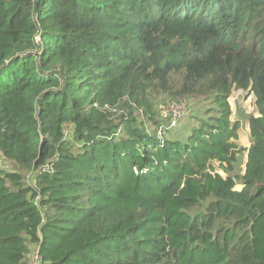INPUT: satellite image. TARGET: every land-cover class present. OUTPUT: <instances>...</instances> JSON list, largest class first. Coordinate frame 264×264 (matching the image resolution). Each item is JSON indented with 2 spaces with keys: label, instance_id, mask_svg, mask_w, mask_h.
<instances>
[{
  "label": "trees",
  "instance_id": "obj_1",
  "mask_svg": "<svg viewBox=\"0 0 264 264\" xmlns=\"http://www.w3.org/2000/svg\"><path fill=\"white\" fill-rule=\"evenodd\" d=\"M0 159V264H264V0H0Z\"/></svg>",
  "mask_w": 264,
  "mask_h": 264
},
{
  "label": "rangeland",
  "instance_id": "obj_2",
  "mask_svg": "<svg viewBox=\"0 0 264 264\" xmlns=\"http://www.w3.org/2000/svg\"><path fill=\"white\" fill-rule=\"evenodd\" d=\"M180 100V101H178ZM178 101V102H177ZM176 102L177 104H182L183 107H180L179 109L176 108V110H171L170 107H164L166 105H169L170 103ZM229 104L231 106L232 115L231 120L232 122H239L240 129L238 130L237 134V141L236 145L238 148L243 147L245 149H249L252 143V138L250 135V127H249V117L252 115L257 116V109L255 106V98L254 96L250 95L249 92H243V91H235L232 96L229 98ZM208 105H211L208 98L205 97H188L185 96L183 98L177 97L176 99H169L165 96L158 97V101L156 103V107L158 109L162 110V115L159 113V116L161 119H158L157 121L164 122V117H170L174 115H180L181 118L177 122L179 127L174 129L173 131H168V139L176 140V139H182L183 141L186 140L187 135L189 134L191 127L195 126L193 125L194 120L192 119L193 115L197 114L202 106L207 107ZM200 114V113H199ZM164 117V118H165ZM148 124L153 125L149 122V120H146ZM165 123V122H164ZM169 129H173L172 125L169 124ZM238 151V150H237ZM247 161V151L245 153L239 154V164L235 165L233 175H243L245 172V164ZM213 167L215 168L216 173H219L224 178H226L227 174L220 168V164L214 163ZM0 170L5 171L7 173H16V167L12 166L11 164H7L4 160L0 159ZM23 174V173H18ZM23 180H28L30 184L34 186L35 182L33 179V175L31 177V173L29 175L23 174ZM243 188L242 184L239 183L235 187V190H241ZM31 257V256H30ZM37 262V256L34 255L28 259V264H36Z\"/></svg>",
  "mask_w": 264,
  "mask_h": 264
},
{
  "label": "built area",
  "instance_id": "obj_3",
  "mask_svg": "<svg viewBox=\"0 0 264 264\" xmlns=\"http://www.w3.org/2000/svg\"><path fill=\"white\" fill-rule=\"evenodd\" d=\"M176 108H180V107H174V109L173 110H176ZM172 110V109H171ZM181 118V116L180 115H174V118H173V121H172V127H175L176 126V124H177V122L179 121V119ZM36 264H38V263H36Z\"/></svg>",
  "mask_w": 264,
  "mask_h": 264
},
{
  "label": "crops",
  "instance_id": "obj_4",
  "mask_svg": "<svg viewBox=\"0 0 264 264\" xmlns=\"http://www.w3.org/2000/svg\"><path fill=\"white\" fill-rule=\"evenodd\" d=\"M247 163V162H246ZM245 167H246V164H245ZM243 186V185H242ZM242 190V189H241ZM241 190H238V191H241Z\"/></svg>",
  "mask_w": 264,
  "mask_h": 264
},
{
  "label": "clouds",
  "instance_id": "obj_5",
  "mask_svg": "<svg viewBox=\"0 0 264 264\" xmlns=\"http://www.w3.org/2000/svg\"><path fill=\"white\" fill-rule=\"evenodd\" d=\"M253 96V95H252Z\"/></svg>",
  "mask_w": 264,
  "mask_h": 264
}]
</instances>
